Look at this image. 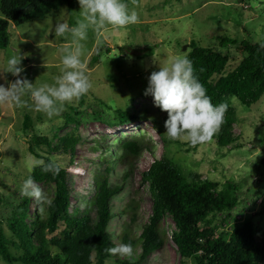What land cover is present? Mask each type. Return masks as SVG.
<instances>
[{
	"label": "rangeland",
	"instance_id": "rangeland-1",
	"mask_svg": "<svg viewBox=\"0 0 264 264\" xmlns=\"http://www.w3.org/2000/svg\"><path fill=\"white\" fill-rule=\"evenodd\" d=\"M125 2L129 11L137 12L138 23L118 29L109 26L99 32L90 29L87 40L82 42V60L92 87L83 95L84 102L78 108L80 116L77 127L65 124L64 114L69 107H77L78 99L66 104L58 116L51 118L27 106L0 104V230L4 235H9L8 221L21 203L23 182L35 167V158L27 151L32 133L25 134L21 129L23 116L28 114L37 135L61 137L75 129L81 137L69 171L72 191L70 213L86 207L93 191V176L102 169L99 161L109 152H114L118 157L120 140L140 136L150 144L153 152L146 150L141 154L122 190L111 199L115 218L109 224L108 231L113 237L126 232L130 239H137L148 222L151 200L147 186L141 183L140 174L163 153L184 174L196 173L202 179L220 183V188L229 183L236 189L238 205L229 213L230 218L224 224L221 222L223 216H217L214 220L220 231L230 233L234 224L245 219L252 221L256 232L264 231V95L250 107L229 98V105L237 115V122L233 126L237 141L228 148L216 145V132L209 140L193 145L183 139L171 140L168 137L162 143L147 120L113 126L116 111L119 110L146 111L151 118L163 113L154 106L152 97L144 94L148 77L170 58L186 56L191 41L227 56L229 63L225 72L231 71L241 57L233 47L220 48L218 39L225 36L237 42H264V0ZM79 11L77 1L73 12L60 6L20 27L10 25L9 45L0 50V84L7 87L16 79H26L37 87L42 83H53L60 74L61 49L70 44V40L55 35L54 25H73ZM95 52H98L100 60L88 67L87 63ZM17 54L23 57L20 66L24 71L20 76H13L5 72L6 60ZM24 99L31 104L29 97L25 96ZM50 158L63 169L69 164L68 156L52 154ZM112 167L109 181L119 184L127 172V165L115 162ZM36 185L51 198L52 187ZM37 203L31 199L29 216ZM161 228L167 238L163 247L139 264H182L170 239L171 230L174 229L170 217L161 221ZM61 229L60 226L59 231ZM140 252L139 246L133 248L135 257ZM183 262L191 264L192 259ZM0 264L4 263L0 261ZM105 264L113 262L107 261Z\"/></svg>",
	"mask_w": 264,
	"mask_h": 264
},
{
	"label": "trees",
	"instance_id": "trees-1",
	"mask_svg": "<svg viewBox=\"0 0 264 264\" xmlns=\"http://www.w3.org/2000/svg\"><path fill=\"white\" fill-rule=\"evenodd\" d=\"M77 1L0 0V50L9 45L10 25L20 27L60 6L73 12ZM218 41L220 48L233 47L241 57L231 71L225 72L229 63L227 56L193 41L189 44L186 57L192 61L194 73L212 103L228 105L224 121L215 134L216 145L228 148L237 141L233 135L237 115L229 105V98L250 107L264 95V42H237L225 36L219 37ZM99 60L100 56L95 52L87 66L92 67ZM83 102L84 96L78 99L77 107H69L64 114L65 124L77 127L80 116L78 108ZM116 115L113 125L116 127L149 121L164 143L167 137L164 127L166 112L157 118H151L146 111L119 110ZM21 124L23 133H32L27 147L29 155L45 163L52 160V154L64 155L68 156L69 164L65 169L60 167L59 175L44 173L40 166L31 169L29 176L36 184L52 187L50 199L53 203L50 207L37 203L29 216L32 198L21 197V203L7 224L9 235H4L0 230V261L4 264H105L107 261L113 264H139L163 247L167 238L161 221L165 217H170L173 222L170 239L182 264L183 260L188 259H192L191 264H264V231L256 232L250 219L234 224L230 233L220 231L219 225L214 224L217 216H223L221 222L224 224L230 218L229 213L238 205L236 189L229 183L220 188V183L202 179L199 174H184L163 153L140 174L141 183L147 186L150 194L151 214L148 222L137 239H130L126 232L113 237L108 231L115 217L110 201L122 190L141 154L146 150L153 152L150 144L140 136L120 140L117 148L120 155L116 157L114 152H109L99 161L102 169L93 176V191L86 207L70 213L72 191L69 170L81 137L75 129L61 137L37 135L28 114L23 116ZM115 162L127 165V172L119 184L109 181L112 163ZM42 206L44 213L39 211ZM60 226L62 229L59 231ZM121 243H130L133 248L139 246L141 252L136 257L133 253L131 257L120 258L106 251Z\"/></svg>",
	"mask_w": 264,
	"mask_h": 264
},
{
	"label": "clouds",
	"instance_id": "clouds-1",
	"mask_svg": "<svg viewBox=\"0 0 264 264\" xmlns=\"http://www.w3.org/2000/svg\"><path fill=\"white\" fill-rule=\"evenodd\" d=\"M78 4L80 11L73 25H54L57 37L70 40L69 46L61 49L60 74L54 82L42 83L38 87L26 79H16L7 87L0 84V104L27 106L49 118L58 116L66 104L87 94L92 87L82 60V42L87 40L89 30L99 32L109 26L118 29L139 22L137 12L129 11L125 0H78ZM22 59L20 54L7 57L5 72L20 76L24 71L20 66ZM144 94L151 96L154 106L167 113L164 123L167 137L171 140L183 139L193 145L213 136L222 125L228 108L226 103H212L194 73L192 61L186 56H174L159 66L158 71H152ZM25 96L29 97L31 104L24 99ZM33 166H40L42 172L54 175H59L61 171L55 160L45 163L34 159ZM21 195L35 199L41 205L50 207L53 203L31 176L23 182ZM39 211L44 213L45 208L42 206ZM106 251L113 256L131 257L133 246L121 243Z\"/></svg>",
	"mask_w": 264,
	"mask_h": 264
},
{
	"label": "water",
	"instance_id": "water-1",
	"mask_svg": "<svg viewBox=\"0 0 264 264\" xmlns=\"http://www.w3.org/2000/svg\"><path fill=\"white\" fill-rule=\"evenodd\" d=\"M186 47H184L183 49L185 50Z\"/></svg>",
	"mask_w": 264,
	"mask_h": 264
}]
</instances>
